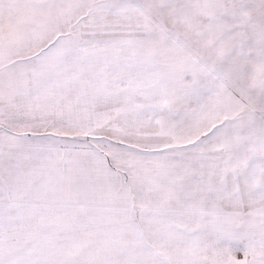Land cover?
I'll return each mask as SVG.
<instances>
[{
  "label": "snow or ice",
  "instance_id": "obj_1",
  "mask_svg": "<svg viewBox=\"0 0 264 264\" xmlns=\"http://www.w3.org/2000/svg\"><path fill=\"white\" fill-rule=\"evenodd\" d=\"M0 264H264V0H0Z\"/></svg>",
  "mask_w": 264,
  "mask_h": 264
}]
</instances>
